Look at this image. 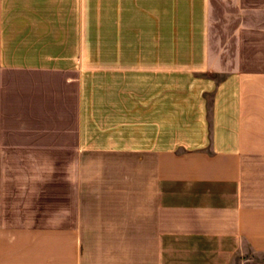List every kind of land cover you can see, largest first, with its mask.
I'll use <instances>...</instances> for the list:
<instances>
[{
	"label": "crops",
	"instance_id": "1",
	"mask_svg": "<svg viewBox=\"0 0 264 264\" xmlns=\"http://www.w3.org/2000/svg\"><path fill=\"white\" fill-rule=\"evenodd\" d=\"M0 264H264V0H0Z\"/></svg>",
	"mask_w": 264,
	"mask_h": 264
},
{
	"label": "rangeland",
	"instance_id": "2",
	"mask_svg": "<svg viewBox=\"0 0 264 264\" xmlns=\"http://www.w3.org/2000/svg\"><path fill=\"white\" fill-rule=\"evenodd\" d=\"M222 11V8H219V12H221ZM109 17V16H108Z\"/></svg>",
	"mask_w": 264,
	"mask_h": 264
}]
</instances>
